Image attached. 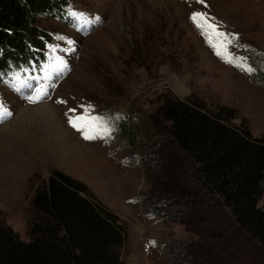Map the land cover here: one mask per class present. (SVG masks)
<instances>
[{
    "label": "rangeland",
    "instance_id": "obj_1",
    "mask_svg": "<svg viewBox=\"0 0 264 264\" xmlns=\"http://www.w3.org/2000/svg\"><path fill=\"white\" fill-rule=\"evenodd\" d=\"M66 1L62 20L39 15L35 21L46 35L44 49L36 52L53 59L44 66L57 71L60 58L67 63L59 79L49 86L44 83L45 100L30 103L8 88L6 77L0 81V99L12 111L11 118L0 123V225L28 242L32 224L41 217L32 198L58 171L84 184L93 199L116 217L124 233L118 254L125 264H172L170 250H180L193 236L184 225L162 220L151 210L159 191L143 159L150 161V147L160 138L164 141L154 127L167 125L159 111L174 100L200 103L213 114L232 109L236 118L228 122L231 127H245L252 138L261 137L264 90L252 75L259 72L256 64L264 73V0ZM69 10L94 21L88 31L72 28L66 17ZM194 12L205 13L220 32L238 36L237 46L228 50L246 58L255 69L252 74L226 62L223 53L215 54L193 23ZM28 62L36 68L29 60L18 66L19 75L27 74L22 70ZM36 70L42 73L40 66ZM25 78L32 83L29 76ZM39 104L48 107L14 117L26 105ZM88 105L94 115L121 117L107 142L85 140L69 125L68 110L79 114L80 106ZM123 124L129 134L133 130L134 141L121 131ZM45 130L60 135L69 152L50 145ZM228 211L225 208L227 216ZM236 241L249 260L262 256L249 237L241 235Z\"/></svg>",
    "mask_w": 264,
    "mask_h": 264
},
{
    "label": "trees",
    "instance_id": "obj_2",
    "mask_svg": "<svg viewBox=\"0 0 264 264\" xmlns=\"http://www.w3.org/2000/svg\"><path fill=\"white\" fill-rule=\"evenodd\" d=\"M67 6L66 0H0V73L43 58L36 51L44 49L46 35L35 27L36 18L62 20ZM259 66L252 78L264 90ZM219 110L166 102L159 113L167 125L154 126L164 141L150 147L151 162L143 159L158 185L152 212L184 225L193 236L180 250H170L172 264H264V132L252 138L247 128L228 124L236 118L234 110ZM121 131L134 141L132 129L129 134L123 124ZM32 205L41 217L28 242L0 225V264H125L118 254L122 227L84 184L54 171ZM241 235L262 252L260 259L249 260L241 251L236 241Z\"/></svg>",
    "mask_w": 264,
    "mask_h": 264
},
{
    "label": "snow or ice",
    "instance_id": "obj_3",
    "mask_svg": "<svg viewBox=\"0 0 264 264\" xmlns=\"http://www.w3.org/2000/svg\"><path fill=\"white\" fill-rule=\"evenodd\" d=\"M199 3H203V0H197ZM68 15L79 25L86 26L94 21L89 20V18L84 14L77 12L75 10H69ZM193 23L199 28L203 35H205L210 47L214 49L217 56L227 57L226 62L233 64V66L241 68L248 74H252L255 69L246 63V58L237 57L234 53L230 52L228 49L231 47H236L234 41L238 40V36L234 34L222 33L219 31V26L217 24L210 23V19L205 13L194 12L191 17ZM99 18H95V22H98ZM72 44V41H68ZM239 60V63H233V61ZM59 69L57 71V76L63 73L67 69V63L62 58L59 60ZM26 71V70H22ZM32 71H36L35 68ZM5 77L8 80L9 86L16 92L22 93L24 89H29V94L25 97L30 103H38L48 95L44 90V86L33 87V84L28 79L21 80L18 73H12L11 75L0 73V81H3ZM48 79V77H45ZM39 84V80H37ZM58 103H65L64 101H57ZM82 111L77 114L76 109L70 108L66 116H68L69 125L79 132L83 139L85 140H104L108 141L112 138L113 132L116 130L115 122L121 117L117 114L115 117H105L101 115H94V108L92 106H80ZM12 111L10 107L0 99V123L6 122L7 119L11 118ZM154 243V242H153Z\"/></svg>",
    "mask_w": 264,
    "mask_h": 264
},
{
    "label": "bare ground",
    "instance_id": "obj_4",
    "mask_svg": "<svg viewBox=\"0 0 264 264\" xmlns=\"http://www.w3.org/2000/svg\"><path fill=\"white\" fill-rule=\"evenodd\" d=\"M26 104V103H25ZM47 107L48 106H41V104H39V105H37V106H33V107H28L27 105H26V107H24L23 109H22V111H21V113H18V115L16 116V114L14 115V117L16 118H18L20 115H24L26 112H34V113H37V112H43V111H45V109H47ZM25 110V111H24ZM16 118V119H17ZM47 119H48V117H46ZM5 126H9V125H4V126H2V128H4ZM30 130H32V129H30ZM33 131V130H32ZM56 133H58V131H56ZM44 135H48L49 136V143H50V145H54L57 149H61V147L63 148V149H65L64 151H66L67 153L69 152V145H67L66 147H65V145L63 144V141H62V139L60 138V135H59V137L58 136H56V135H54V134H52L51 132H47L46 130H45V133H44ZM64 136V135H63ZM67 148H69V149H67ZM62 156H64V157H67V155H66V153H63L62 154Z\"/></svg>",
    "mask_w": 264,
    "mask_h": 264
}]
</instances>
